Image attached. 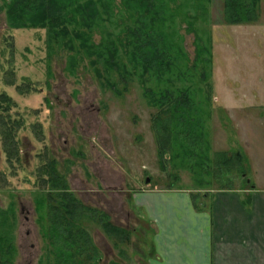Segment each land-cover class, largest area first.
Wrapping results in <instances>:
<instances>
[{
	"label": "rangeland",
	"instance_id": "obj_1",
	"mask_svg": "<svg viewBox=\"0 0 264 264\" xmlns=\"http://www.w3.org/2000/svg\"><path fill=\"white\" fill-rule=\"evenodd\" d=\"M156 1L93 0L92 11L81 12L70 10L76 0H69L58 10L70 22L51 16L53 29L67 25L62 36L30 23L33 17L12 25L9 0H0V94L13 102L2 115L16 121L17 142L16 158L7 161L0 129V237L11 246V264H53L44 235L49 190L64 187L129 231L126 239L112 238L92 212L80 217L97 250L94 264H152L151 224L134 204L140 188L217 186L210 158L228 146L243 148L245 170L259 169L263 178H253L264 188V0H256L255 20L239 23L224 19L223 0ZM155 2L159 16L165 14L163 42L174 48L176 69L158 78L141 75V62L129 63L130 46H121L125 24L149 20ZM74 30L85 32L94 50L81 45ZM168 77V88L185 87L196 107L193 119L204 134L196 158L157 152L150 118L162 115L154 92L167 88ZM48 177L56 178L54 187L41 182Z\"/></svg>",
	"mask_w": 264,
	"mask_h": 264
},
{
	"label": "trees",
	"instance_id": "obj_2",
	"mask_svg": "<svg viewBox=\"0 0 264 264\" xmlns=\"http://www.w3.org/2000/svg\"><path fill=\"white\" fill-rule=\"evenodd\" d=\"M145 1H147L145 4L151 1V5H153L152 0ZM68 2L69 0H9L7 4V18L12 25H25L23 22L25 23V20L33 17L36 19H32L30 23L39 25L40 27L47 26L49 30L53 31L54 35L60 33L62 36H65L69 32L66 27L67 25L64 26L63 22H61L62 26L58 30L53 29L56 23L52 19V15L53 13L55 14L54 18L56 20L63 17L64 13H61L60 10L65 8ZM156 2H162V0ZM92 3H94L93 0H78V2L76 0L75 7L70 10L85 12L84 10L87 9L92 11V8H90ZM157 7V10L155 9L153 14L150 15L149 20L139 17L134 19L135 21H131L130 19L131 22L125 24L123 37L121 36V46L124 48L130 46L132 54L129 61L130 65L135 66L134 61L141 62V75H145L144 77L149 73H156V77L158 78V76H162L170 70H176L172 66V55L170 53V51H174V48L163 42L165 35L161 26L165 20V14L159 16L161 7L159 4ZM146 10H148L147 12L152 11L150 8ZM256 11V0H223L224 19L229 23L255 20ZM32 12L34 13L32 14ZM26 17L29 18L27 19ZM64 17L66 18L64 20L70 22L69 18ZM71 19L76 21L74 17ZM60 21L58 20V22ZM73 32L74 36L80 40L81 45L94 50V45L89 42L85 32L81 33L79 30H74ZM108 41V50L106 49L105 51L107 53L105 58L107 62L113 61L112 56H110L113 50L112 41ZM100 47L103 48L106 45H100ZM174 59H176L175 56ZM110 64L114 65V67L116 65L115 63ZM123 71L124 73H122ZM125 71V69H122L119 72L120 79H123ZM146 72L147 74H145ZM164 81L167 84L169 83L167 88L164 87L157 92L148 88V93L145 92L150 98L155 93V100L163 108L160 118L156 117V114L150 118L151 128L155 132L157 152L160 157L164 153L170 152V157L174 158L183 155L196 158L195 156L198 157L203 152L200 149V144L201 141L203 142L204 134L198 120L193 119L194 113L192 111H196L194 102L188 95L185 87H178L172 90L168 88L171 87V78H165ZM12 103L6 94H0L1 141L4 145L3 149L7 161H11L13 155L16 158L17 142L14 136L16 121L14 119L8 121L9 119L2 114L7 112L8 106H11ZM202 157L203 161L207 163L208 155ZM231 159L223 153H215L210 158L215 168L218 167V164L221 165V163L228 164ZM235 161L239 162V156ZM45 168L52 167L46 163ZM41 182L44 184L50 182L52 183V187L55 186V182L57 183L55 177L53 179L48 177ZM46 209L47 226L44 230V235L47 238V253L50 255L53 264H94L93 259L97 255L96 247L92 243L88 232L78 223L80 217L88 216L91 212L96 215L93 217L97 222H100L102 229L108 236L126 239L129 234L127 229L112 224L104 211L83 204L64 187L47 192ZM3 241L4 238L0 237V245L3 244ZM3 245L0 246V264H11L9 258L11 246L5 244L3 247ZM108 264L120 263L112 260Z\"/></svg>",
	"mask_w": 264,
	"mask_h": 264
},
{
	"label": "crops",
	"instance_id": "obj_3",
	"mask_svg": "<svg viewBox=\"0 0 264 264\" xmlns=\"http://www.w3.org/2000/svg\"><path fill=\"white\" fill-rule=\"evenodd\" d=\"M227 148L215 151L235 155L213 165L221 184L153 185L135 194L134 204L151 224L152 264H264V188L253 178L263 175L245 170L243 148Z\"/></svg>",
	"mask_w": 264,
	"mask_h": 264
},
{
	"label": "water",
	"instance_id": "obj_4",
	"mask_svg": "<svg viewBox=\"0 0 264 264\" xmlns=\"http://www.w3.org/2000/svg\"><path fill=\"white\" fill-rule=\"evenodd\" d=\"M146 180H147V178H146Z\"/></svg>",
	"mask_w": 264,
	"mask_h": 264
}]
</instances>
